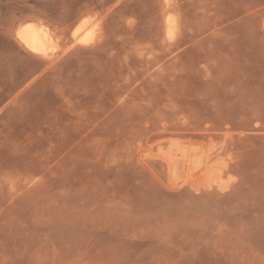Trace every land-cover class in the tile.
<instances>
[{"label":"rangeland","instance_id":"374dc122","mask_svg":"<svg viewBox=\"0 0 264 264\" xmlns=\"http://www.w3.org/2000/svg\"><path fill=\"white\" fill-rule=\"evenodd\" d=\"M0 264H264V0H0Z\"/></svg>","mask_w":264,"mask_h":264},{"label":"bare ground","instance_id":"6f19581e","mask_svg":"<svg viewBox=\"0 0 264 264\" xmlns=\"http://www.w3.org/2000/svg\"><path fill=\"white\" fill-rule=\"evenodd\" d=\"M173 18V17H172ZM34 23V22H33ZM89 23V22H88ZM25 24V23H24ZM23 26H21L18 30V36L20 38V40L23 42V44L25 45V47H27L28 49H30L31 51H34V52H46V49L48 48L49 45H51L52 41H51V36L50 34L48 33L49 31H46L45 29L46 28H42L38 25H34V24H25ZM96 24V23H95ZM176 25V24H175ZM87 24L84 25V27L81 26V29L77 30L76 31V34L78 35L84 28H86ZM89 28H86L85 31L80 34L78 37H77V40L81 43H87L88 41L92 40L93 38V35H94V30H95V26L94 25H91V26H88ZM168 32L170 34V32L173 31L174 29V21L173 19H170L169 22H168ZM173 34V33H171ZM172 36V35H170ZM175 36V35H174ZM176 37V36H175ZM76 41V40H75ZM55 42V41H54ZM77 42V41H76ZM75 42V43H76ZM54 45V44H53ZM52 45V46H53ZM78 45V44H77ZM56 46V45H55ZM72 46V45H71ZM75 46V45H74ZM49 50V49H48ZM48 59V58H47ZM181 152V151H180ZM192 153V152H191ZM194 153V152H193ZM197 153V152H196ZM195 153L196 157L197 158V154ZM189 154V153H188ZM192 155V154H190ZM189 157L191 158H194V155L190 156ZM187 157V155H185ZM206 157V156H205ZM188 158V159H190ZM191 158V159H192ZM190 159V160H191ZM213 159V158H212ZM193 161V160H191ZM190 161V162H191ZM195 161V160H194ZM193 161V162H194ZM212 162V161H211ZM209 162V164L211 163ZM203 164V163H202ZM215 164V163H214ZM176 165V164H175ZM182 165V164H181ZM193 166V164H192ZM197 166V165H196ZM217 166V165H216ZM215 166V167H216ZM176 167V166H175ZM219 167V166H218ZM172 168V167H171ZM202 168V167H201ZM211 169V168H210ZM219 169V168H218ZM217 170V168H216ZM220 170V169H219ZM179 171V170H178ZM219 172V171H218ZM217 173V172H216ZM210 174V173H209ZM213 174V173H212ZM221 175V174H220ZM212 177V176H211ZM212 179V178H211Z\"/></svg>","mask_w":264,"mask_h":264}]
</instances>
